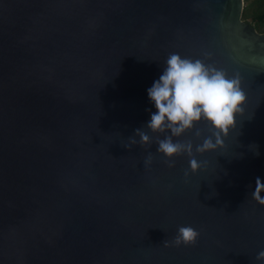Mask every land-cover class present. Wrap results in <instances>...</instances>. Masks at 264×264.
<instances>
[{
    "label": "water",
    "instance_id": "95a60500",
    "mask_svg": "<svg viewBox=\"0 0 264 264\" xmlns=\"http://www.w3.org/2000/svg\"><path fill=\"white\" fill-rule=\"evenodd\" d=\"M242 12L243 0H0V264H260L264 34ZM172 53L239 74L247 94L197 174L187 155L169 167L156 144L123 146L156 111L147 90ZM181 225L197 243L165 247Z\"/></svg>",
    "mask_w": 264,
    "mask_h": 264
},
{
    "label": "clouds",
    "instance_id": "9594fccd",
    "mask_svg": "<svg viewBox=\"0 0 264 264\" xmlns=\"http://www.w3.org/2000/svg\"><path fill=\"white\" fill-rule=\"evenodd\" d=\"M147 91L156 111L145 128L136 129L129 144L123 146L131 149L137 144L141 147L156 144L157 153L166 158L169 167L175 166V157L187 155L191 174L199 173L207 163L199 161L197 154L224 147L225 138L237 128L238 116L244 113L247 103L239 74L229 76L225 70L202 59L182 57L177 53L168 56L162 74ZM201 123L206 124V129L198 127ZM150 133L164 135H157L154 140ZM188 133H193L194 139H182ZM153 158L154 153L149 151L144 159L145 167ZM190 173L186 170L185 176ZM250 195L264 205V181L261 178H256L255 190ZM199 237L196 228L181 225L175 237L165 240L163 245H195ZM255 259L264 264V250L259 251Z\"/></svg>",
    "mask_w": 264,
    "mask_h": 264
},
{
    "label": "trees",
    "instance_id": "16d2710c",
    "mask_svg": "<svg viewBox=\"0 0 264 264\" xmlns=\"http://www.w3.org/2000/svg\"><path fill=\"white\" fill-rule=\"evenodd\" d=\"M242 19L264 34V0H243Z\"/></svg>",
    "mask_w": 264,
    "mask_h": 264
}]
</instances>
